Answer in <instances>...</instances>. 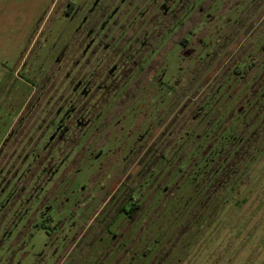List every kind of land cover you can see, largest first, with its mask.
Listing matches in <instances>:
<instances>
[{
	"label": "trees",
	"instance_id": "16d2710c",
	"mask_svg": "<svg viewBox=\"0 0 264 264\" xmlns=\"http://www.w3.org/2000/svg\"><path fill=\"white\" fill-rule=\"evenodd\" d=\"M232 1L243 4V14L226 18L225 6ZM227 2L93 0L72 30L54 69L38 83L39 107L20 117L17 137L0 150V183L22 171L29 174V192L27 181L18 182L19 194L26 191L34 199L47 185L51 194L76 167L73 150L79 156L90 153L88 143L115 135L106 128L110 118L119 133L129 117L134 122L144 112L145 127L127 135L121 146L109 147L123 150L118 160L125 165L118 162L112 172L121 180L114 189V182L108 185L90 208L87 227L81 225L79 233L70 229L74 237L64 240L54 264L180 261L203 233L222 226L229 208L235 210L239 187L242 192L249 185L264 154V0ZM251 15L255 21L249 24ZM217 19L224 20L220 28ZM253 33L255 42L247 46ZM192 43L197 51L188 50L191 78L169 85L158 105L149 102L157 107L154 118L143 103L126 115L141 87L158 82L156 68L165 51ZM21 147L28 153L16 157ZM96 147L93 155L103 151ZM43 197L45 221L36 228L46 230L61 205L51 206L48 194Z\"/></svg>",
	"mask_w": 264,
	"mask_h": 264
},
{
	"label": "rangeland",
	"instance_id": "374dc122",
	"mask_svg": "<svg viewBox=\"0 0 264 264\" xmlns=\"http://www.w3.org/2000/svg\"><path fill=\"white\" fill-rule=\"evenodd\" d=\"M92 1L0 0V150L9 140L17 137V125L20 123V117L22 115L24 118L29 117V112L39 107L40 101L38 102L36 94L41 93V89L38 87V83L54 69L60 50L63 49L72 30L80 22ZM242 5L239 2H227L224 16L228 18L235 15L236 18V16L242 15ZM220 16L224 18L223 15ZM252 18L250 20L246 18L249 20V24L255 21V17ZM222 21L224 22V20ZM222 21L215 20L217 28L218 25H220L219 28L222 26ZM242 37L241 35L239 39L242 40ZM255 37H257L256 33L250 35L247 46L255 42L252 40ZM235 47L234 45L230 49ZM191 48L197 51V47L193 43L189 48L177 45L165 51L162 63L158 64L156 68L158 82H150L141 87L140 94L128 106L126 115L132 116L136 106L143 103L149 105L148 110L152 114L150 116L155 117L157 108L155 105H158V102L162 100L158 96L166 94L169 91V85L174 86L177 82L181 83V78L184 81L191 78L192 58L188 54V50ZM60 87V90L57 87L58 91L63 93L62 86ZM152 91L155 93L153 94ZM154 100L156 104L150 105L149 102ZM144 106L145 108L139 109L146 112L147 106ZM45 112L47 109L44 110ZM143 115H145L144 112H138L134 122H132L133 116L129 117L128 125L119 133L113 130L116 122L113 117L110 118L106 128L108 131H114L115 135L103 143L100 141H96L94 144L88 143L89 139L83 137L82 143L87 139L85 143H88L93 151L95 146L100 145L103 151L99 155H93L92 151L79 156L73 150L70 156L77 155V165L71 172L65 174L66 181L58 184V190L53 191L54 195L53 192L47 193L49 187L47 185L44 192L43 190L39 191L37 195H33L34 199L29 198V194H27L29 192V174L22 176V171L7 178L6 180L9 182L6 184L1 181V264H5L7 259H9L7 264L55 263L54 258H58L63 251L64 240H71L74 237V230L79 233L81 225L86 226L85 222L90 215L89 210L104 197L105 188L114 182L112 187L114 189L120 182L121 178L114 179L112 172L120 161L118 159H122L123 150L120 151L118 148L117 151L112 152L109 147L118 142L120 145L121 141L130 136H136L137 132L139 134V129L142 130L145 127V121L141 123ZM45 116L47 115L44 114ZM123 119L125 118L120 116L119 121ZM120 128L121 124L117 129ZM127 135L129 136L127 137ZM25 145L27 144L25 143ZM25 149L23 150V147L18 149L15 156L22 158L27 155L28 152ZM29 154L32 153L29 152ZM119 165L124 166L125 162H119ZM63 168L64 166H61V170ZM253 169H255L251 172L253 184L250 183L242 190L240 206L235 210L229 208L225 212L224 222L222 221L224 228L216 227L207 231L206 234H201L202 236L190 248L187 257L184 256L181 264H217L218 261H223L220 264H264V158L262 163L257 161ZM3 175L6 176L5 172ZM57 180L58 178L55 179V181ZM26 181L27 192L19 194L15 184L19 182L21 185ZM103 181H107L104 182V186H102ZM45 193L48 194L47 199L51 206H55V203L61 205L59 210L51 213L52 225L57 224V228L50 225L46 230L36 228V224L45 221L44 213L46 211L41 209L44 208L43 196ZM232 222H236L235 228L229 227ZM94 225L95 223L88 225V227L92 226L90 230ZM71 228L74 229L73 233L70 232ZM222 228L223 230H221ZM85 233L90 234L88 230ZM38 252H42V254L33 256ZM121 258L122 255L119 259L121 260Z\"/></svg>",
	"mask_w": 264,
	"mask_h": 264
},
{
	"label": "flooded vegetation",
	"instance_id": "af4514ba",
	"mask_svg": "<svg viewBox=\"0 0 264 264\" xmlns=\"http://www.w3.org/2000/svg\"><path fill=\"white\" fill-rule=\"evenodd\" d=\"M262 137L264 138V133H263V136H262ZM263 149H264V144H263ZM263 158H264V154L261 156V158H260V162H263ZM251 179H252V178H251ZM251 179H250V181L248 182L249 184L252 183V182H251ZM252 184H253V183H252ZM240 185H241V183H240ZM240 195H241V188L239 187L236 196H237L238 198H240ZM239 206H240V202L237 203L235 209L238 208ZM237 225H240V223H237ZM186 257H187V256H186ZM183 260H184V256L181 258L180 261H177V260H175V259L173 258V259H171V260L168 262V264H181ZM218 262H219V263H218ZM218 262H217V264H220V262L223 263V261H218Z\"/></svg>",
	"mask_w": 264,
	"mask_h": 264
}]
</instances>
